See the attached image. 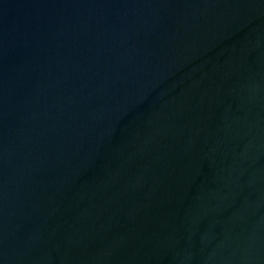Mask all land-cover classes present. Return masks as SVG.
I'll use <instances>...</instances> for the list:
<instances>
[{
  "label": "water",
  "instance_id": "obj_1",
  "mask_svg": "<svg viewBox=\"0 0 264 264\" xmlns=\"http://www.w3.org/2000/svg\"><path fill=\"white\" fill-rule=\"evenodd\" d=\"M0 264H264V0H0Z\"/></svg>",
  "mask_w": 264,
  "mask_h": 264
}]
</instances>
